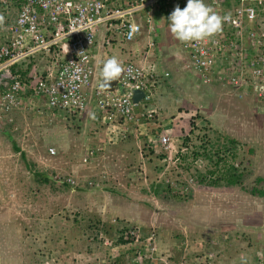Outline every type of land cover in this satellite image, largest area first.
<instances>
[{"label": "rangeland", "instance_id": "374dc122", "mask_svg": "<svg viewBox=\"0 0 264 264\" xmlns=\"http://www.w3.org/2000/svg\"><path fill=\"white\" fill-rule=\"evenodd\" d=\"M31 64L33 68L35 64ZM207 102L221 116L216 115L211 122L198 115L192 117L190 133L175 143L176 149L183 143L190 145L188 155L182 157L181 172L170 163L166 168L172 171L161 175L155 169L157 162L148 164L145 161L142 173L140 165L132 160L128 165L136 168L135 175L139 174L137 177L142 179L132 182L130 188L125 184L130 181L123 180L122 168L113 170L114 163L109 164L116 158L114 149H110L106 158L101 155L103 160L91 161L97 167L91 164L82 167L78 164L81 157L85 160L84 147L81 150L60 149L56 156L44 160L43 149L47 142L43 143V135L37 134L35 127L27 135L22 130L21 135L13 136L16 142H24L21 146L24 149L19 144L17 153L12 150L13 142L0 134V264H114V261L116 264H264V198L247 192L256 186L257 179H262L264 188V106L255 103L257 108L253 109L250 103L223 102L218 96ZM180 132L177 131L176 138ZM227 138L237 142V158L232 159L227 154L224 164L248 174L242 188L199 186L197 183L180 193L182 198L174 200L167 192L159 195L152 192L151 184L157 181L165 183L178 177L182 180L193 172L197 176L203 170L207 174L213 165L198 156L205 163L199 172L192 164L193 152H223ZM32 143H41L43 147L29 150L28 145ZM243 146L253 149V157L240 166L241 157H246ZM98 168L107 170L109 185L123 191L125 197L122 198L133 199L141 208L139 222L128 224L140 229L141 238L136 247L117 245L116 235L109 229L110 220L107 218L103 222V214L94 205L89 206L87 195L80 197L78 194L84 193L81 183L86 184L80 182L79 177L97 176ZM41 171L49 175V184L40 185L34 179L33 172L42 174ZM69 172L75 178L78 176L76 180L80 186L65 188L56 180ZM146 174L147 180H144ZM78 188L80 190L76 191ZM143 189L144 194L141 193ZM125 202L127 204L128 200ZM122 208L130 211L128 206ZM150 235H153L154 254L145 257L144 253L147 263L132 262L126 250L144 251L145 240ZM104 239L109 241V246H104ZM32 259L41 260L33 262Z\"/></svg>", "mask_w": 264, "mask_h": 264}, {"label": "built area", "instance_id": "2783aa9c", "mask_svg": "<svg viewBox=\"0 0 264 264\" xmlns=\"http://www.w3.org/2000/svg\"><path fill=\"white\" fill-rule=\"evenodd\" d=\"M159 1L134 0L121 6L116 4L117 0H0V16L4 18L0 26V126L12 125L16 131L13 115L22 110L39 117L50 111L48 122H52V112L68 116L86 113L91 103L103 123L110 126L122 125L129 133L147 124L151 125L150 132L159 130L154 124L156 111L151 107L157 90L156 76L146 61L148 53L145 51L137 62L130 60L124 64L125 73L117 81L119 89L111 93L98 87L102 56L95 52L101 36L102 48L111 47L114 37L122 43L133 42L143 29L134 20L137 13L144 12L143 24L149 34L153 30L152 11L160 10ZM204 3L230 19L224 22L221 33L209 39L183 42L191 68L204 83L211 84L218 75L217 61L227 62L228 72L221 79L235 91L237 98L249 97L264 106V0H204ZM186 4L187 0H183V8ZM153 47V42H148L147 49ZM35 60L39 64L28 74L26 85L21 73L12 69ZM135 91L143 94L137 103L133 101ZM128 135L121 136L125 139ZM148 138L154 151L166 153L163 161L167 165L172 163L179 171L190 145L182 144L176 149L166 133L150 134ZM98 142L105 146V141ZM103 146L86 148L84 159L94 158ZM57 153L55 147L47 148L48 156ZM192 164L199 172L205 167L201 158H195ZM195 173L165 183L179 193L187 192L198 183ZM201 174L210 177L204 170ZM56 178L61 184L77 186L72 177ZM87 184L93 187L92 181ZM139 230L135 225L129 226L122 239L137 244L141 238ZM151 242L153 235L145 240L144 251L131 255L132 262L141 263L146 254H154ZM103 244L110 245L106 239Z\"/></svg>", "mask_w": 264, "mask_h": 264}, {"label": "crops", "instance_id": "0c3cea01", "mask_svg": "<svg viewBox=\"0 0 264 264\" xmlns=\"http://www.w3.org/2000/svg\"><path fill=\"white\" fill-rule=\"evenodd\" d=\"M130 2H134V0H117L116 4L125 6V4ZM169 3L171 4L173 1L171 0ZM143 14L144 12H141L134 16V20L140 23L143 29L141 34L138 35L133 42L122 43L119 41L120 39L118 37H114L111 47L102 48L101 46L103 42L101 36L97 41L95 52L96 54L102 56V61L115 56L122 62L123 66L127 61L131 60L137 62L141 60L145 51L148 53L146 61L156 76L157 90L156 99L151 107L156 111L154 124L160 128L159 131L161 133H167L171 137L178 140L184 139L187 134L190 133V121L194 115L205 117V119L209 122H211L210 120L215 118L216 115L220 117V112L218 110L211 109L209 103L207 102L208 99H214L215 96H218L223 102L235 103L236 101H243L246 105H249V103L252 104L253 109L257 108V106L254 105L255 102L251 98H237L235 91L229 87L226 81L221 79V75L229 69L227 62L218 60L215 69L218 72V75L214 77L211 84L204 83L199 73L195 72L191 68L188 56L183 49V42L176 39L171 33L169 28L170 22L168 21L169 16L162 10L154 9L152 11L153 30L148 34L146 25L143 24ZM150 41L153 42L154 47L147 49L148 42ZM33 62L35 66L39 64V60H35ZM29 63L30 62L23 63L18 66V69L25 71L32 65ZM237 104L239 105V103ZM52 113L53 121L48 122V115L51 114L50 111H46V114L40 117L33 115L31 112H25L23 110L19 111L13 115V121L17 130L13 131V128H11L12 125L6 124L5 126L11 128V130L8 131L3 126H0V134H5V136L13 142L11 144H15L18 149L19 144L20 148L24 149L21 147L24 142L21 143L20 141H17V143L14 140V137L19 134L21 135L22 130L25 132L23 134L27 135V133H30L29 131L32 127H35L34 130L37 134L39 132L42 133L43 136L41 140H43V143L46 144L47 142L45 148L43 149L45 156L44 160H47V158L50 159V157L47 156V148L50 146L55 147L57 151L60 149L63 151H67L69 149L81 150L84 147V153L86 148H94L97 144L103 146L100 142H98L99 140H103L105 141V146H103V148L119 151L117 153L119 154L117 157H119L118 161L120 162L118 163V166L122 168V172L125 170H127L126 172H129L127 174L129 178H134L132 174L135 172L136 168L133 169L130 166L124 168L126 167L125 164H130L127 163L128 161L131 162L133 160L134 163L140 165V168L143 166L141 164L146 166L145 160H147V158H144V155L141 153L144 141L140 138L148 137L150 135V124H147L148 126L142 125L134 132L130 131L126 140L117 142L118 136L115 135L117 127L103 123L101 114L94 109V106L91 103L88 105L87 112L84 113L83 116L79 115L78 117L79 122L76 123V126L79 128L78 133L68 131L66 125V114L63 112ZM11 131L14 132V137L10 134ZM177 131L181 132L179 137L176 138L175 135ZM66 138L70 140H67ZM72 140L75 142H72ZM39 146L41 148L43 147L41 143H32L28 145V149L32 150L33 147L38 148ZM125 156L128 161H122ZM99 158L100 156L95 158V161ZM80 160L82 161V157ZM81 161H79L78 165H81ZM150 161L154 163L156 162V159L152 158ZM92 177L94 178L95 176ZM76 178L78 180V176ZM77 180L76 183L80 186V182L89 181L91 180V177L88 176L87 178V176H84L83 179L81 178L79 183ZM93 180L96 181L97 179ZM86 186L87 184L81 183L80 188H82L84 193H77L80 197L81 194L87 195L89 200L88 202L91 204L89 206L94 205L98 208L101 214H103V220L108 218L110 223L113 222V220H115L116 223L119 219L127 222V224L139 222L141 208L133 199H123L119 203L120 198L117 200L116 196H114L113 199L112 197H109L111 194L107 189H103V186L100 190H87L88 188L85 189ZM109 186L111 187V185ZM80 188L76 191L80 190ZM92 197L96 200L95 202ZM125 200H128L127 204ZM123 205L130 207V211L123 209Z\"/></svg>", "mask_w": 264, "mask_h": 264}, {"label": "trees", "instance_id": "16d2710c", "mask_svg": "<svg viewBox=\"0 0 264 264\" xmlns=\"http://www.w3.org/2000/svg\"><path fill=\"white\" fill-rule=\"evenodd\" d=\"M169 1H171V0H160L159 1L160 10H162L164 13H166V15L170 16V14L173 12V11L171 12L170 10H166L167 8L173 10L178 5L181 9H183V0H172L173 3H171V4L169 3ZM12 70H13V72H15V70L18 71V72H20L21 75H22L23 82L26 85H29L28 74L32 70L31 69V66L28 67V69H26L25 71H21L20 69H18V67H13ZM83 114L84 113H79L78 114L77 112H74V113L69 114V116L67 115V117H68V119H67L68 120L67 121V123H68L67 124V129H68L69 132H74L75 131V133H78L79 128L76 126V123L79 122L78 121L79 120L78 119L79 115L80 116H83ZM121 126L122 125H119L117 127V131H115V135L118 136V141L117 142H119V141L122 142L123 140H126V138L123 139L121 135L126 134V133L129 134V132L127 131V127H124V126L121 127ZM3 127L5 129H7L8 131L11 130V128H8L7 126H3ZM156 133H160V131L158 129H153L150 132V134H153V135L156 134ZM10 134L13 136L14 132L11 131ZM140 139H143V141H144V145H143V147L141 149V153L144 155L143 156L144 158H147V160H145V161H147L148 164H151L152 162L150 160L152 158H155L156 159V162H157V165H156V168L155 169H156V171L161 172L160 173L161 175L162 174L164 175L166 172L167 173L171 172L172 171V168H170V170L167 169L166 168V163L163 161L164 158L166 157V153L154 151V149L151 147V144L149 142V138L148 137H143V138H140ZM187 140L188 139H185V142L186 143L188 142ZM226 141H227V146H226L225 151H223V152L217 151V152H214V154L199 153V150L193 152V158L194 159L197 158L198 156H201V157H204L205 158V160L207 161V163L213 165V169H211V170H209L207 172V174L210 176L209 178H207L206 175H204V174H199L198 175V184H199V186L206 185V186H209V187H221V186H226V187L239 186L240 188L243 187V180L246 178V176L248 174L244 173V170L239 171L237 168H235L233 166H228V165L224 164L225 163L224 162L225 161V157L224 156L227 155V154H229L232 159H236L237 158L236 155H235V150H236L238 144H237L236 141L230 140L229 138H227ZM243 147H244V151H245L246 157H245V159L241 157V159H240L241 161L239 163L240 166H243L244 162L247 163L253 157V149L251 147H249V146H243ZM200 148H203L204 149V147H199V149ZM12 150L15 153L19 152V149L15 146V144H12ZM110 151L111 150L110 149L108 150V148H101V149L97 150L95 152L94 158L85 159V160L81 161L82 162L81 163L82 167H83V164H87V165L91 164L92 166H96L97 167V165L94 164L95 158H98L100 156L99 159L103 160L102 157H101V155L106 158L108 156V154H109L108 152H110ZM118 152L119 151L116 150V153L115 154H117ZM20 155L22 156V158H24V155L23 154H20ZM118 155L119 154L116 155V158H114V160H110L111 162H109V164L110 163H112V164L114 163V166H113L114 169L113 170L119 168L118 163H120V162L118 161V159H119V157H117ZM105 158H104V160H107ZM123 159L124 160H122V161H128V159H127L126 156L123 157ZM183 160H184V158H183ZM91 161H94V162L91 163ZM127 163H130V162L128 161ZM125 165H126V167H124V168H127V166H129L128 164H125ZM141 165H143V164H141ZM99 170H100V173L97 174V176H95L94 178L92 177V175H90V176L89 175H84V176H87V178H88V176L91 177V180L90 181L93 182V187L90 188V190L91 189H94V190L99 189L100 190V188H102V186H103L104 189L106 188L109 191V193L111 194L112 197L116 196V197H118L120 199H124V198H122V197H125V194H124L123 191L117 190V188H115V187L113 188V187H110L109 186V183H111V181L109 180V176H108L107 170H105V171H102L101 169H99ZM140 170L142 171V173L145 172V171H143V168L142 167L140 168ZM178 172L180 173V171H178ZM69 173H70L69 175H65L66 176L65 179L66 178H69V177H72L73 174L71 172H69ZM127 173L128 172H125L124 171V173H123L122 176H123V180L124 181H130V184L125 183L126 186H128L129 188L132 186V184H133L132 182H135V181H138V180L142 179L141 177L138 178L137 176H139V174L138 175H135V172H134L132 174V176H134V179L132 180V179H130L127 176ZM48 176L49 175H47V174L44 175L43 173L42 174L33 173L34 179L40 185H47V184H49L51 182L49 180ZM80 178L83 179L84 177L80 176L79 179ZM93 179H95V180L97 179V180L94 181ZM107 180H109V182ZM144 180H147V174L144 175ZM148 180H149V178H148ZM262 183H263L262 179H257L256 180V186L255 187L254 186L251 187L249 189V191H247V192L251 196L264 198V188L262 186L263 185ZM60 185L62 187H65V188L66 187H69V185H67L66 183H63V184H60ZM151 189H152V192L156 193L157 195H159L160 193L167 192V193H169V195L171 196V198L173 200L174 199H180V198H182L181 197L182 195H180L179 192L175 191V189H173L172 187H170L169 184L163 183L162 181H157L155 183H152L151 184ZM243 190H245V189H243ZM144 191H145L144 189L141 190V193L144 194ZM98 219L100 220V218H98ZM101 220L103 221L102 218H101ZM110 224L111 225H109V229L110 230L112 229L113 230V233L117 236V238H116V244L117 245H120L121 247H126L129 243L128 242H125L122 239V234H123V232L125 230L128 229V227H129L128 224L129 223L127 224V222L118 219L116 221V223L115 222H111ZM94 237H96V235ZM141 242H143V240H141ZM131 245H132V243H131ZM136 245H138V243L135 244V247H136ZM132 246H134V245H132ZM126 251L128 253H130V255H133L134 254V252L131 251V250H126ZM143 254H144V252H143ZM120 255H123V254L122 253H119V256ZM38 260H41V259H32L33 262H39ZM146 260L147 259H143L142 262L143 263H145V262L147 263ZM149 260H152V258H149ZM114 264H116L115 261H114Z\"/></svg>", "mask_w": 264, "mask_h": 264}, {"label": "clouds", "instance_id": "9594fccd", "mask_svg": "<svg viewBox=\"0 0 264 264\" xmlns=\"http://www.w3.org/2000/svg\"><path fill=\"white\" fill-rule=\"evenodd\" d=\"M228 19L230 17L220 16L205 4L204 0H187L186 7L181 9L177 5L168 17L171 33L182 42H200L209 39L222 32L223 24ZM3 24L4 18L0 16V26ZM124 73L125 68L117 57L112 56L102 61L99 72V89L109 92L111 82L118 81ZM171 139L174 144L179 141L173 137ZM72 178L76 181L75 177L72 176ZM87 183L88 181H86ZM87 188H90L88 184Z\"/></svg>", "mask_w": 264, "mask_h": 264}, {"label": "water", "instance_id": "95a60500", "mask_svg": "<svg viewBox=\"0 0 264 264\" xmlns=\"http://www.w3.org/2000/svg\"><path fill=\"white\" fill-rule=\"evenodd\" d=\"M117 89H119V86L117 85V81L111 82V87L109 89V92L114 93L115 90ZM120 91L123 92V90ZM142 96L143 94L141 92L135 91L133 94V101L137 103L142 98Z\"/></svg>", "mask_w": 264, "mask_h": 264}, {"label": "bare ground", "instance_id": "6f19581e", "mask_svg": "<svg viewBox=\"0 0 264 264\" xmlns=\"http://www.w3.org/2000/svg\"><path fill=\"white\" fill-rule=\"evenodd\" d=\"M36 158V157H35ZM32 160H33V158H32ZM35 163V162H34ZM37 165V164H36ZM36 170H37V168H36ZM42 172V171H41ZM34 173V172H33ZM43 173V172H42ZM56 173V172H55Z\"/></svg>", "mask_w": 264, "mask_h": 264}]
</instances>
